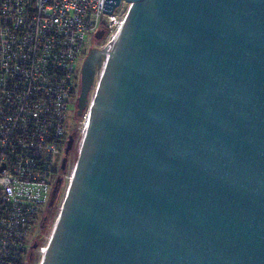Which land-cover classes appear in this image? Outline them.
Here are the masks:
<instances>
[{
    "label": "water",
    "instance_id": "1",
    "mask_svg": "<svg viewBox=\"0 0 264 264\" xmlns=\"http://www.w3.org/2000/svg\"><path fill=\"white\" fill-rule=\"evenodd\" d=\"M125 1L40 264H264V0Z\"/></svg>",
    "mask_w": 264,
    "mask_h": 264
},
{
    "label": "built area",
    "instance_id": "2",
    "mask_svg": "<svg viewBox=\"0 0 264 264\" xmlns=\"http://www.w3.org/2000/svg\"><path fill=\"white\" fill-rule=\"evenodd\" d=\"M104 1L0 0V264L27 263L66 148L87 41L104 29V48L131 6L121 0L108 14ZM97 89L96 73L82 135Z\"/></svg>",
    "mask_w": 264,
    "mask_h": 264
},
{
    "label": "rangeland",
    "instance_id": "3",
    "mask_svg": "<svg viewBox=\"0 0 264 264\" xmlns=\"http://www.w3.org/2000/svg\"><path fill=\"white\" fill-rule=\"evenodd\" d=\"M107 40V39H106ZM106 41H104L105 43ZM103 43V44H104ZM87 50L90 49L92 47V45L94 44V39L93 36H91V38L87 41ZM83 61L84 58H81L79 64H78V68L79 71L81 73V69H82V65H83ZM79 89L80 86L78 88V93H79ZM91 99L92 96L89 95V101H88V106L91 103ZM87 106V107H88ZM76 107V104H75ZM71 115V113H70ZM83 116L79 117L78 119H74V118H68L67 120V124L65 126L67 131H75L76 133V139H75V143L73 144V150L69 156V162H68V166L66 169V172L64 173L63 179L61 181V184L59 186V191L56 195V198L54 200V203L49 207H48L43 211V214L41 215L42 217L45 215L46 211L49 209V220L46 223V228L44 229L43 232H41L42 237L40 238L38 244V248L35 250V252L33 254H31V252L29 251L28 253V261L26 264H40L43 256H42V251L46 248V246L49 243V237L51 235V232L54 228L55 222L57 221L60 212H61V208L63 206L68 188H69V184L73 175V171H74V167H75V163H76V159H77V154H78V150H79V146H80V142L82 139V123H83ZM64 157V155H63ZM62 157V159H63ZM62 163V160H61ZM60 163V164H61ZM58 178H56L55 183L53 184V188L56 185ZM38 235H36L34 233V238H36Z\"/></svg>",
    "mask_w": 264,
    "mask_h": 264
},
{
    "label": "flooded vegetation",
    "instance_id": "4",
    "mask_svg": "<svg viewBox=\"0 0 264 264\" xmlns=\"http://www.w3.org/2000/svg\"><path fill=\"white\" fill-rule=\"evenodd\" d=\"M107 38V31L106 30H100L99 32H97V34L94 35L93 39H94V44L92 45V47L88 50H86L83 54V58L85 60V58L87 57V55L89 54L91 49H97L100 53L101 50L99 49L104 41ZM98 56L96 55V58ZM84 62V61H83ZM77 112V106L75 107V110L72 112V114L70 115V118H74V119H78L79 117L76 115ZM83 115V114H82ZM72 137V148H73V144L75 143V139H76V133L75 131H69L66 135V141L68 142L69 138ZM66 142V144H67ZM70 149L68 155H67V163L64 169L61 168V165L58 169V173H57V178L60 179L62 181L64 173L66 172L67 166H68V162H69V156L72 152L73 149ZM64 156H65V151H64ZM61 184V183H60ZM50 207V206H49ZM49 220V209L46 211L45 215L42 217H40L39 222L37 223L36 227H35V234L38 235L36 238H34L29 251L31 252V254H33L35 252V250L38 248V242L40 240V238L42 237L41 232L44 231V229L46 228V223ZM39 239V240H38Z\"/></svg>",
    "mask_w": 264,
    "mask_h": 264
},
{
    "label": "bare ground",
    "instance_id": "5",
    "mask_svg": "<svg viewBox=\"0 0 264 264\" xmlns=\"http://www.w3.org/2000/svg\"><path fill=\"white\" fill-rule=\"evenodd\" d=\"M55 223H56V222H55ZM46 247H47V246H46ZM45 249H46V248H45ZM45 249H44V251H43V253H42V256H44V255H45V253H46V252H45Z\"/></svg>",
    "mask_w": 264,
    "mask_h": 264
}]
</instances>
